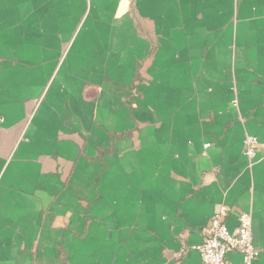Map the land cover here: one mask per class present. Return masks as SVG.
<instances>
[{"label": "crops", "instance_id": "1", "mask_svg": "<svg viewBox=\"0 0 264 264\" xmlns=\"http://www.w3.org/2000/svg\"><path fill=\"white\" fill-rule=\"evenodd\" d=\"M222 207L264 264V0H0V264H203Z\"/></svg>", "mask_w": 264, "mask_h": 264}, {"label": "built area", "instance_id": "2", "mask_svg": "<svg viewBox=\"0 0 264 264\" xmlns=\"http://www.w3.org/2000/svg\"><path fill=\"white\" fill-rule=\"evenodd\" d=\"M258 145L257 137L246 138L245 155L250 161V168L255 165ZM226 214L227 208L222 207L212 218L205 230L203 242L197 247L203 264H233L229 260L233 252L242 256L243 264H254L260 258V252L254 245L252 215L241 214L236 229L230 231L225 221Z\"/></svg>", "mask_w": 264, "mask_h": 264}]
</instances>
